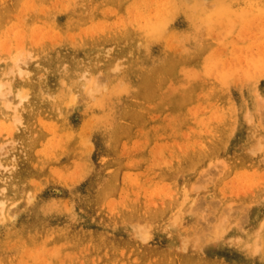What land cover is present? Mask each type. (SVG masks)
<instances>
[{"label":"rangeland","instance_id":"obj_1","mask_svg":"<svg viewBox=\"0 0 264 264\" xmlns=\"http://www.w3.org/2000/svg\"><path fill=\"white\" fill-rule=\"evenodd\" d=\"M0 203V264H264V0H0Z\"/></svg>","mask_w":264,"mask_h":264},{"label":"bare ground","instance_id":"obj_2","mask_svg":"<svg viewBox=\"0 0 264 264\" xmlns=\"http://www.w3.org/2000/svg\"><path fill=\"white\" fill-rule=\"evenodd\" d=\"M90 53V52H89ZM178 64V63H177ZM3 206H4V204L3 203H0V207H1V209H3ZM1 213H3V211L1 210L0 211Z\"/></svg>","mask_w":264,"mask_h":264}]
</instances>
